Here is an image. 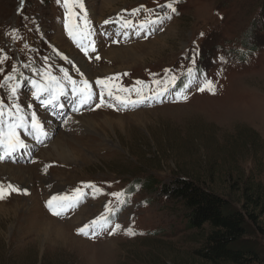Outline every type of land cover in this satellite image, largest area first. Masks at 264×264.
<instances>
[{
    "label": "rangeland",
    "instance_id": "obj_1",
    "mask_svg": "<svg viewBox=\"0 0 264 264\" xmlns=\"http://www.w3.org/2000/svg\"><path fill=\"white\" fill-rule=\"evenodd\" d=\"M80 2L83 11L74 0L67 6L65 0H0V50L9 57L0 63V82L16 66V78L0 86L3 120L18 104L21 116L34 113L42 127L41 133L20 129L25 147L0 159L23 174L20 181L0 175L5 188L19 189L0 198V264H231L202 256L209 228H187L183 206L165 189L194 179L238 208L247 184L264 195V31L260 49L243 54L233 46L248 24L262 28V0ZM166 3L175 12L162 7ZM110 47H124L125 56L108 59ZM108 68L124 70L104 72ZM61 69L78 86L82 78L89 82L88 104L78 103ZM50 76L65 86L44 105L31 82L48 83ZM204 81L212 82V91L199 90ZM12 85H19L16 96ZM116 96L141 102L125 106ZM88 115L90 125L82 118ZM58 142L69 150L64 158L42 156ZM147 178L158 184L150 189ZM130 183L134 192L126 196ZM63 196L79 199L53 215L47 201ZM106 205L114 213L111 223L96 235L78 233ZM249 210L264 229V203ZM47 216L63 230L45 231ZM116 224L120 229L110 235ZM129 228L133 235L126 234ZM244 264H264V258Z\"/></svg>",
    "mask_w": 264,
    "mask_h": 264
},
{
    "label": "trees",
    "instance_id": "obj_2",
    "mask_svg": "<svg viewBox=\"0 0 264 264\" xmlns=\"http://www.w3.org/2000/svg\"><path fill=\"white\" fill-rule=\"evenodd\" d=\"M261 12L262 28L256 31L253 23L248 24L236 38L233 46L243 54L262 47L258 46L257 40L260 38L259 32L264 31V0L261 2ZM218 26L226 30L221 20ZM145 183L152 189L158 181L147 178ZM132 186L131 183L128 184L126 192L132 194ZM164 188L165 185L162 190ZM165 190L168 191L170 200H176L183 206L187 228H209L205 235L206 247L201 252L204 258L231 264H244L264 258V246L258 240L259 234L264 237V229L258 225L256 216L249 210V207H259L264 203L263 189L260 188V192L258 186L253 187L251 183L244 186L239 199L240 208L233 199L214 192L194 179H178L174 188Z\"/></svg>",
    "mask_w": 264,
    "mask_h": 264
},
{
    "label": "snow or ice",
    "instance_id": "obj_3",
    "mask_svg": "<svg viewBox=\"0 0 264 264\" xmlns=\"http://www.w3.org/2000/svg\"><path fill=\"white\" fill-rule=\"evenodd\" d=\"M69 0H65V6L68 5ZM75 5L78 6L81 11L84 10V4L80 2V0H74ZM162 7H166L168 9H171L172 12H175V8L173 7V3H166ZM139 9H134L133 12H137ZM151 11V10H149ZM165 17H160L159 19H163ZM170 18V17H167ZM110 21L105 20L104 23H109ZM155 21H149V23H154ZM129 23V22H126ZM8 34V33H6ZM10 35L13 36V38H16V30H13ZM69 35H72V32H69ZM86 35L83 38H86ZM75 39V37H73ZM83 47L82 45H78ZM85 50V54L87 55V50ZM94 50V49H93ZM9 59L6 54L3 53V50H0V63H3L5 60ZM99 59V57H97ZM77 71H79L77 69ZM189 73H191V69L188 70ZM15 72H16V66L13 65V73L5 76L4 82H0V86H3V83H6L8 81H12L15 79ZM61 72H64L63 69H61ZM64 80L69 82L72 85V93L77 96L78 103L80 105H85L88 104L92 98H93V90L89 86V82L85 79H81L79 82V85H77V81L72 80V78L68 75L67 72H64ZM32 86L35 89L33 95L36 99L41 100V102L44 105H50L53 104L57 100V95L63 94V87L65 85H62V82L58 80L54 76H50L48 78V83H37L36 81H32ZM137 83H142L140 81H137ZM97 85H103L104 81L97 79L96 81ZM19 85H12L10 88V93L12 96L17 95V88ZM205 88H208L209 91H212L214 88V85L212 84L211 81H204L202 82V86L199 88L200 91H204ZM167 91V89H165ZM47 95V99H44V95ZM137 94L139 95V90H137ZM162 94V93H161ZM109 97L112 96V92L109 90L108 92ZM104 89H101L100 93V103H104ZM181 97V94H177V98L179 99ZM186 98V97H184ZM116 100L122 101L125 106L128 104H133L135 105L136 103L141 102L140 100L138 101H130V100H125L124 98L120 96L115 97ZM144 97H141V100H143ZM111 107L112 105H108ZM10 108H14L16 111L15 113H12L9 116V119L5 122L3 120L4 117V104L3 101L0 100V125H3L0 127V159L4 158V156L11 155L14 153L17 149L25 147L24 142L20 139L18 132L22 128H29L30 130L33 131L34 133H41L42 132V127L41 123L37 120L36 115L33 113L30 117V119L26 120L25 117L21 116L20 113V106L18 104H12L9 106ZM96 107H100V104H97ZM78 110V109H74ZM39 139V136L36 137ZM91 187L95 188V186L90 185ZM96 191H99V189H95ZM15 192L19 191V189L15 188L12 184H8L7 188H5L2 184H0V198H3L5 192ZM76 192H79V189L74 190ZM26 194V192H25ZM114 197H120L123 195V193H112L111 194ZM79 197H73L69 198L67 196L63 197H52L50 200L47 201V206L49 209L52 211L53 215H60L61 212L65 211L69 206H71L73 200H78ZM59 200L58 203H54V201ZM123 203L124 201H120ZM112 209H110L107 205L105 206V213L101 214L100 216L94 218L89 224H86L80 228L77 229L78 233H82L85 235H88L89 232L88 230L91 229V234L96 235L97 234V229L103 231L108 224L111 223V216L113 215ZM120 225L116 224L110 231L109 234H114L118 229H120ZM126 234L128 235H133L134 233L132 230L129 228L126 230Z\"/></svg>",
    "mask_w": 264,
    "mask_h": 264
},
{
    "label": "bare ground",
    "instance_id": "obj_4",
    "mask_svg": "<svg viewBox=\"0 0 264 264\" xmlns=\"http://www.w3.org/2000/svg\"><path fill=\"white\" fill-rule=\"evenodd\" d=\"M116 0H102V7L103 6H111L113 5V3L115 2ZM117 10V9H116ZM124 47H130V46H124ZM124 47L122 48V50H124ZM122 50L119 48V47H110L109 49H107L104 53L106 55V57H108V59L110 60H117V59H121V57L125 56L124 53L126 54V51L125 52H122ZM76 58V57H75ZM105 59V58H103ZM76 60V59H75ZM106 60V59H105ZM80 64V63H79ZM78 66V65H77ZM84 66V69L86 68L87 70H90L89 67L85 65ZM97 68V67H96ZM122 71L124 70V68H118V70H111L110 68L104 70V72H108V73H112V72H115V71ZM103 71V70H102ZM87 72V71H86ZM89 73V72H88ZM96 74V73H95ZM97 75V74H96ZM27 113V112H26ZM106 118V116H104ZM83 120L85 121V123H89L88 125L91 124V119H90V116H84L82 117ZM43 138V137H42ZM50 148L49 150L47 148H43V150H41V154L43 157H51L52 155L56 154L58 156H62V158H64V156L69 152L68 148L66 149V146L65 145H62L61 142H58V143H52L49 145ZM68 151V152H67ZM67 152V153H66ZM42 157V158H43ZM20 166V165H19ZM22 168V167H21ZM22 170L18 167V168H14L8 164H1L0 165V175H3V174H6L8 175V177L14 181H20V179H23L21 178L23 176V174H21ZM29 181V180H28ZM0 206H2L0 204ZM47 219L49 221H47L45 223V231L47 230H52L53 227H57V226H60L59 230H63V228L61 227V222H59V220H56V219H53V218H48L47 216ZM46 219V220H47ZM45 220V221H46ZM66 228V227H65ZM62 232V231H61ZM64 233V232H62ZM60 238V236H57Z\"/></svg>",
    "mask_w": 264,
    "mask_h": 264
}]
</instances>
